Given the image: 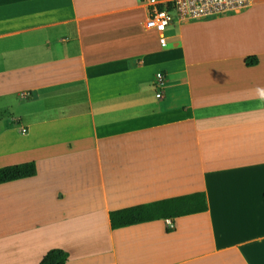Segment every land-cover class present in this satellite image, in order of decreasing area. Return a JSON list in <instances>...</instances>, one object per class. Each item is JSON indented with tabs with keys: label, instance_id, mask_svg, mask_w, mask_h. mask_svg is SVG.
Here are the masks:
<instances>
[{
	"label": "crops",
	"instance_id": "0c3cea01",
	"mask_svg": "<svg viewBox=\"0 0 264 264\" xmlns=\"http://www.w3.org/2000/svg\"><path fill=\"white\" fill-rule=\"evenodd\" d=\"M147 15L139 0H0V168L36 166L0 184V264L51 249L264 264V0L175 22L164 47ZM194 193L206 211L110 227L112 211Z\"/></svg>",
	"mask_w": 264,
	"mask_h": 264
},
{
	"label": "trees",
	"instance_id": "16d2710c",
	"mask_svg": "<svg viewBox=\"0 0 264 264\" xmlns=\"http://www.w3.org/2000/svg\"><path fill=\"white\" fill-rule=\"evenodd\" d=\"M162 8V5H159ZM255 57L245 59V64L253 66ZM36 175L34 162H26L0 168V184L31 178ZM207 210L206 197L203 193L178 196L155 202L136 205L109 213L110 227L122 228L154 220L173 219ZM68 254L61 249H51L38 264H66Z\"/></svg>",
	"mask_w": 264,
	"mask_h": 264
},
{
	"label": "built area",
	"instance_id": "2783aa9c",
	"mask_svg": "<svg viewBox=\"0 0 264 264\" xmlns=\"http://www.w3.org/2000/svg\"><path fill=\"white\" fill-rule=\"evenodd\" d=\"M148 7V15L142 23V27L147 32L154 33L159 44L166 45L165 32L167 28L175 22L190 21L206 17H215L228 14H239L249 4L250 0H170L159 8L156 3L150 0H139ZM164 75H156L157 98H162L164 85ZM22 134L27 131L20 129Z\"/></svg>",
	"mask_w": 264,
	"mask_h": 264
}]
</instances>
